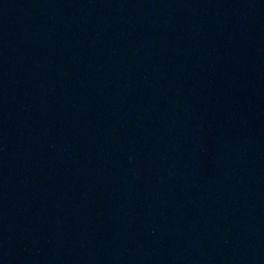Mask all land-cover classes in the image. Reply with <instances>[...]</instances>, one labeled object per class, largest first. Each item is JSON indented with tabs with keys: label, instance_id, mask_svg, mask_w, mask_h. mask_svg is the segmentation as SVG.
Listing matches in <instances>:
<instances>
[{
	"label": "water",
	"instance_id": "obj_1",
	"mask_svg": "<svg viewBox=\"0 0 264 264\" xmlns=\"http://www.w3.org/2000/svg\"><path fill=\"white\" fill-rule=\"evenodd\" d=\"M0 264H264V0H0Z\"/></svg>",
	"mask_w": 264,
	"mask_h": 264
}]
</instances>
